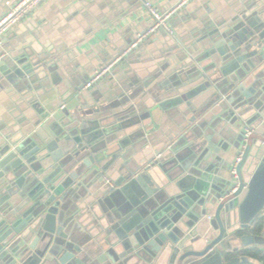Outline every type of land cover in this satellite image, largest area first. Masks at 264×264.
I'll return each mask as SVG.
<instances>
[{
	"label": "water",
	"instance_id": "obj_1",
	"mask_svg": "<svg viewBox=\"0 0 264 264\" xmlns=\"http://www.w3.org/2000/svg\"><path fill=\"white\" fill-rule=\"evenodd\" d=\"M251 8L211 31L200 55L158 81L156 105L146 112L136 115L128 103L149 81L124 86L117 101L107 105L83 102L82 86L70 94L56 87L58 100L39 93L47 95L48 107L32 100L40 115L0 135V264L256 262L246 255L227 259L242 244L263 241L252 227L264 214V131L247 125L252 133L246 137L244 127L235 137L236 158L241 155L237 176L231 168L226 174V166L217 169L232 139L220 131L222 140L205 134L182 153L178 144L170 146V161L181 163L182 172L175 177L157 160L154 168L165 175L158 186L151 172L132 176L125 186L115 180L111 187L102 178L109 169L104 161L124 145L125 131L156 111L179 105L194 109V99L206 96L198 115L215 105L236 120L251 110L264 112V12ZM7 52L0 60V88L32 91L39 83L50 93L60 82L51 62L36 60L27 49V55ZM74 94L77 102L62 107ZM95 177L100 184L90 193L93 201L74 220L66 217L64 203L82 184L79 179L89 183ZM138 181L144 191L129 197ZM86 216L88 223L80 222ZM239 232L241 243L233 245Z\"/></svg>",
	"mask_w": 264,
	"mask_h": 264
},
{
	"label": "crops",
	"instance_id": "obj_2",
	"mask_svg": "<svg viewBox=\"0 0 264 264\" xmlns=\"http://www.w3.org/2000/svg\"><path fill=\"white\" fill-rule=\"evenodd\" d=\"M18 1L0 0V18ZM150 1L162 12L176 9L169 19L173 33L158 30L136 46L134 43L138 36L151 26L141 0H44L8 31L0 54L7 55V50L16 55L26 54L27 49L36 60L51 62L56 70L54 74L60 82L52 84L53 90L50 93H46V87L39 83L34 84L32 91L13 86L0 88V135L3 130L10 129L21 123L20 121L26 122L40 115L31 106L35 98H39L43 104L49 103L45 94L58 100L56 87L64 94H70L82 86L87 91L83 102L99 100L100 104L107 105L117 101L124 86L133 82L138 86L149 81V86L128 103L136 108V115L146 112L156 105L153 95L156 94L158 81L175 67L189 62L193 55H200L205 50L206 36L211 31L226 24L249 5L251 9H262L264 12V0ZM181 3L183 4L179 6ZM111 64L110 70L91 88L86 87L97 72ZM43 91L45 94L40 98L39 93ZM75 97V94L72 95L67 102L62 103V107L76 103ZM205 98L206 96H198L194 99V109L179 105L170 111H156L153 116L128 128L122 136L124 145L104 161L109 164L108 172L102 176L106 183L113 187L115 180H121V186H125L132 176L151 172L152 180L158 186L157 183L165 175L154 168L153 164L157 160L163 162L166 171L173 173V176L182 172L181 163L170 161V146L178 144L182 153L190 143L202 141L205 134L212 135L217 141L222 140L220 131H225L228 138L232 139L226 142L227 150L222 154L224 161H218L217 169L222 170L226 166L223 171L229 174L236 160L237 151L233 146L235 137L247 125L253 126L259 132L264 131V112L263 109L262 112L251 110L236 120L237 115L227 117L228 111L215 105L198 115ZM48 105L50 104L44 106ZM202 121L205 123L200 126ZM249 121L252 122L249 124ZM194 128H199L198 135L193 133ZM117 142L118 140H114L109 148ZM114 156L116 159L112 160ZM79 182L82 184H76L75 195H71L67 203H64L65 215L70 219L76 217L79 211L85 210L86 204L93 201L90 193L93 195L100 184L99 177L91 179L89 183H83V179H79ZM145 183L149 185L148 182ZM128 191L129 197H135L140 191H144V186L138 181ZM210 216H214V210L210 211ZM87 217L82 221L77 218V221L87 222ZM259 224L260 230L253 233L262 238V243L242 244L237 251L230 252L227 260L242 256V250H246L257 255L255 259L252 258L256 261H251L252 264H264V214ZM243 235L237 233L238 238L232 240L233 245L240 244ZM244 262L250 261H241L239 264H247Z\"/></svg>",
	"mask_w": 264,
	"mask_h": 264
},
{
	"label": "built area",
	"instance_id": "obj_3",
	"mask_svg": "<svg viewBox=\"0 0 264 264\" xmlns=\"http://www.w3.org/2000/svg\"><path fill=\"white\" fill-rule=\"evenodd\" d=\"M44 0H19L14 5L11 6L10 10L6 11L3 16L0 18V46H3V40L5 35L10 31L14 26L21 22L25 17H27L32 10H34L39 4ZM143 1L145 10L150 18L151 26L148 30L138 36L136 46L139 42L144 41L149 36L153 35L158 30H165L168 33H173V30L169 24L170 16L175 12V10L169 12H162L152 1L150 0H141ZM181 3L179 6H181ZM178 6V7H179ZM3 54H0V60L3 58ZM112 64L102 68L95 76L86 84L87 88H90L97 80L100 79L108 70H110ZM252 129L249 127L245 128L246 137L252 133ZM160 156V155H159ZM241 160V155L236 158L234 161L230 173L234 176H237V164ZM108 182H110L108 180Z\"/></svg>",
	"mask_w": 264,
	"mask_h": 264
},
{
	"label": "trees",
	"instance_id": "obj_4",
	"mask_svg": "<svg viewBox=\"0 0 264 264\" xmlns=\"http://www.w3.org/2000/svg\"><path fill=\"white\" fill-rule=\"evenodd\" d=\"M260 221H261V217L258 219V221L256 222V224L252 227V230H253V232H258L259 230H260ZM240 233H242V232H240ZM242 255H246V256H249L250 258H253V259H255L254 257H257V255L256 254H254L253 252L251 253V252H247L246 250H242ZM262 255L264 256V254L262 253ZM244 263H247V264H252L251 263V261L250 262H244Z\"/></svg>",
	"mask_w": 264,
	"mask_h": 264
}]
</instances>
